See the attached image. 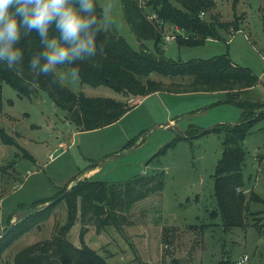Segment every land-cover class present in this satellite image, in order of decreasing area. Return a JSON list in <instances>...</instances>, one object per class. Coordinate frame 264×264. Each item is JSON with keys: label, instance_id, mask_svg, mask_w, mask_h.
<instances>
[{"label": "rangeland", "instance_id": "1", "mask_svg": "<svg viewBox=\"0 0 264 264\" xmlns=\"http://www.w3.org/2000/svg\"><path fill=\"white\" fill-rule=\"evenodd\" d=\"M96 1L101 13L111 6L113 23L103 29L140 48L120 0ZM147 1L139 0L151 19L153 5ZM214 1V7L199 16L207 22L212 13H218L221 20L238 23L236 29H219L218 38L189 46L176 40H197L195 34L165 22L158 51L181 60L226 55L258 76L255 87L244 90V98L264 99V0ZM142 44L154 52L151 39ZM54 72L75 94L128 100L132 106L111 124L82 130L45 90L26 96L2 80L0 128L12 143L0 139V233L15 212H25V206L37 199H53L74 179L117 182L137 173L162 171L161 190L127 205L128 223L105 225L99 231L93 224L87 226L85 240L105 257L106 264H213L224 257L236 264L243 254L248 255L243 264H264V119L253 123L243 142L247 183L242 188L245 194L252 190L263 201H250L251 214L243 226L226 229L219 217L209 214L215 205L213 173L222 152V126L240 122L243 116L232 101L238 92L158 90L127 99L123 91L108 85L74 82L66 66H58ZM152 77L166 82L182 78ZM217 125L218 129L212 128ZM169 141L172 143L165 147ZM65 220L62 201L4 250L2 264H14L18 250L50 237L54 227ZM80 226L77 217L66 232L76 245Z\"/></svg>", "mask_w": 264, "mask_h": 264}, {"label": "trees", "instance_id": "2", "mask_svg": "<svg viewBox=\"0 0 264 264\" xmlns=\"http://www.w3.org/2000/svg\"><path fill=\"white\" fill-rule=\"evenodd\" d=\"M95 2L96 14L100 16L101 10L96 0ZM120 2L125 19L140 41L141 47L134 48L121 35L102 29L97 34V56L77 62L82 82L92 86L108 85L114 90L123 91L127 99L158 90L236 91L238 95H243L244 90L253 89L258 83L257 75L248 68L236 64L226 55L181 60L164 56L158 51V42L162 36L161 26L165 22L195 34L197 40L192 38L176 40L179 45L189 46L202 44L206 38H218L219 29L229 32L236 29L238 23L231 24L221 20L218 13H212L207 22L199 16L205 10L214 7V0H148L146 3L152 4L154 11V18L151 19H148L144 12V4L139 0ZM146 39L153 41L154 52L142 44ZM20 45L24 48V62L14 68L0 66V110L2 80L26 96H35L38 89L45 90L58 106L68 112L70 120L82 130L111 124L132 106L128 100L75 94L60 82L55 72L46 76H33L27 69V60L32 52L39 50V37L34 32L29 33L22 36ZM153 74L182 78L166 82L153 78ZM232 101L234 102L233 98ZM234 104L240 106L243 116L240 122L226 123L222 126V152L213 173L212 195L215 205L209 211L212 218H220L226 229L245 225L248 214H251L248 210L250 201H263L252 190L245 194L242 188L247 183L243 172L246 155L243 142L253 123L264 119V99L252 101L243 96ZM218 126L212 128L218 129ZM176 138L181 137L177 134ZM0 139L3 143H12V139L5 135L1 128ZM171 143L172 141L167 142L165 147ZM162 173V171L137 173L125 181L117 182L99 178L79 179L75 180L64 196L57 201L46 204L52 198L49 197L31 202L25 206L24 211H27V215L16 221L8 230H6L8 226L4 227L0 233V264L4 250L22 233L46 219L57 203L62 201L66 206V220L54 227L50 237L36 240L18 250L13 257V263L106 264L105 257L85 242L87 226L93 224L95 230L99 231L105 225L119 227L128 223L125 215L127 205L161 190ZM36 207L39 208L35 210ZM77 217L81 223L78 245L66 237V232ZM213 264L230 263L228 258L224 257Z\"/></svg>", "mask_w": 264, "mask_h": 264}, {"label": "clouds", "instance_id": "3", "mask_svg": "<svg viewBox=\"0 0 264 264\" xmlns=\"http://www.w3.org/2000/svg\"><path fill=\"white\" fill-rule=\"evenodd\" d=\"M95 0H0V66L24 62L22 36L35 33L40 48L27 60L35 77L68 66L69 77L80 79L78 61L97 56V34L113 23L110 5L96 14Z\"/></svg>", "mask_w": 264, "mask_h": 264}, {"label": "water", "instance_id": "4", "mask_svg": "<svg viewBox=\"0 0 264 264\" xmlns=\"http://www.w3.org/2000/svg\"><path fill=\"white\" fill-rule=\"evenodd\" d=\"M242 97H243V95L242 94H239L238 95V97H236V98H233V100H234V102H239L241 99H242ZM169 123L167 122V123H163V125H168ZM137 145V143L136 144H133L130 148H129V150L130 149H132L133 147H135ZM97 163H99V162H96V163H94V164H97ZM76 179H74L73 180V182L75 181ZM70 186L71 185H69V186H67L60 194H58L56 197H54L53 199H51L50 201H48L46 204H48V203H51V202H54V201H57L58 199H60L62 196H64V194L69 190V188H70ZM39 207H36L35 208V210H37ZM27 215V211H25V212H15L14 213V217H13V219L10 221V223H9V225H8V227H7V229L6 230H8L16 221H18L19 219H21V218H23V217H25ZM5 230V231H6Z\"/></svg>", "mask_w": 264, "mask_h": 264}, {"label": "built area", "instance_id": "5", "mask_svg": "<svg viewBox=\"0 0 264 264\" xmlns=\"http://www.w3.org/2000/svg\"><path fill=\"white\" fill-rule=\"evenodd\" d=\"M167 39H169V35L166 36ZM248 259L247 254H243L237 261L236 264H243Z\"/></svg>", "mask_w": 264, "mask_h": 264}, {"label": "crops", "instance_id": "6", "mask_svg": "<svg viewBox=\"0 0 264 264\" xmlns=\"http://www.w3.org/2000/svg\"><path fill=\"white\" fill-rule=\"evenodd\" d=\"M94 170H96V169H94ZM93 172H94V171H93ZM87 232H89V231H87ZM87 232H86V233H87ZM86 233H85V234H86ZM85 234H84V240H85ZM85 242H86V240H85ZM86 243H87V242H86ZM74 244H75V242H74ZM76 244H77V243H76Z\"/></svg>", "mask_w": 264, "mask_h": 264}]
</instances>
